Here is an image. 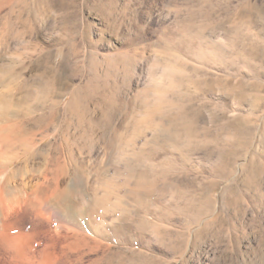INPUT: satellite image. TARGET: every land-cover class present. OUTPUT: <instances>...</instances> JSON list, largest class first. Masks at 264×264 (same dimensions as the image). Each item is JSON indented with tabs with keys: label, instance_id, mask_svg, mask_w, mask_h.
I'll return each mask as SVG.
<instances>
[{
	"label": "rangeland",
	"instance_id": "rangeland-1",
	"mask_svg": "<svg viewBox=\"0 0 264 264\" xmlns=\"http://www.w3.org/2000/svg\"><path fill=\"white\" fill-rule=\"evenodd\" d=\"M59 2L0 1V264H264V0Z\"/></svg>",
	"mask_w": 264,
	"mask_h": 264
},
{
	"label": "bare ground",
	"instance_id": "bare-ground-1",
	"mask_svg": "<svg viewBox=\"0 0 264 264\" xmlns=\"http://www.w3.org/2000/svg\"><path fill=\"white\" fill-rule=\"evenodd\" d=\"M1 1V0H0ZM3 3V2H2ZM64 4L63 0H60L59 4ZM3 43H5V40L0 39V46L3 45ZM35 51L37 53H42L43 49L40 48H35ZM46 58H49V54H45ZM59 66V65H58ZM56 67L57 69L59 67ZM60 70H58V72L54 75V77L50 78L49 74L52 72L53 69L48 68L47 71H45V76L44 79L45 81L43 82V87H44V91H43V95L44 97L47 99L49 97V95L52 93H56V94H62L64 93L66 90H68L69 86H70V78L68 76L67 73V69L65 66V62H62L60 64ZM55 68V67H54ZM46 101V100H44ZM81 102V96L79 94L76 93H72L70 94V100H69V107L73 108L74 106L79 105ZM2 104V103H1ZM48 109H53L52 104L50 103V106L48 105ZM55 108V107H54ZM6 114V115H5ZM113 114V113H112ZM8 114L3 111L0 114V132L2 129H4L9 125L10 121H13L14 119L10 116H7ZM53 115V112L50 114H41L39 116H36V118L34 119V124L35 125H41V124H45L46 122H49L50 117ZM13 119V120H12ZM16 121V120H15ZM17 122V121H16ZM14 123V122H13ZM12 124V123H11ZM15 125V123H14ZM13 125V126H14ZM23 126V125H22ZM7 130V129H6ZM94 130V129H93ZM7 133V132H6ZM12 134H8L9 139L7 140L8 142L12 140H17L19 141H25L26 139V134H28V130H24L23 132L21 131L19 134L15 133V132H11ZM5 136L3 137H8L7 134H4ZM47 135H44L41 139H39L40 141L43 140ZM1 148V147H0ZM3 149H0V155H1V151ZM78 151V150H77ZM57 152V151H56ZM20 155L17 153H9L3 160H0V215L2 217H7V215L10 212H13L16 208H18V206L20 207V205L22 206V203L25 204V202H27V198H24L23 196H19V193H17L12 187L10 186L12 179L15 175V172L13 170H11L10 165L12 163H14V161L19 158ZM32 157V156H31ZM30 157V158H31ZM57 157V156H56ZM59 157V156H58ZM60 158V157H59ZM64 159V158H63ZM57 162V161H56ZM66 163V162H65ZM26 166V165H25ZM64 166V164H63ZM25 169V167H24ZM24 169H18L17 173L19 174L20 171H23ZM26 171V170H25ZM24 171V172H25ZM66 171V170H65ZM63 175V174H62ZM43 176V175H42ZM47 179V178H46ZM53 190L51 191L50 196L54 197V196H58V183L56 182L54 185V188H52ZM65 190V189H64ZM25 194V193H24ZM63 196V195H62ZM29 197H31L29 195ZM66 197V195H65ZM32 198V197H31ZM29 199V198H28ZM31 200V199H30ZM45 200V199H44ZM41 201V200H40ZM31 202V201H30ZM25 207V206H24ZM60 210V209H59ZM20 211V210H19ZM43 211V210H42ZM57 211V210H56ZM61 211V210H60ZM13 215V214H12ZM42 215V214H41ZM40 215V216H41ZM0 216V217H1ZM3 219V218H1ZM6 219V218H5ZM4 221V220H2ZM2 224V222H1ZM6 227V226H5ZM3 226L2 229H0V254L5 253V251L9 250L8 248H10L11 244L9 243V240L7 241L5 236L2 234L3 232ZM9 230V229H8ZM33 235V234H32ZM7 237V236H6ZM26 237V236H25ZM29 238V237H28ZM32 239V238H31ZM11 240V239H10ZM93 240V239H92ZM94 241V240H93ZM11 249V248H10ZM64 251V250H63ZM46 260V259H45ZM53 263V262H52Z\"/></svg>",
	"mask_w": 264,
	"mask_h": 264
}]
</instances>
